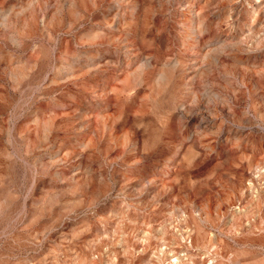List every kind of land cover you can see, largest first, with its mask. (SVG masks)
Here are the masks:
<instances>
[{
	"label": "rangeland",
	"instance_id": "obj_1",
	"mask_svg": "<svg viewBox=\"0 0 264 264\" xmlns=\"http://www.w3.org/2000/svg\"><path fill=\"white\" fill-rule=\"evenodd\" d=\"M0 17V264H264V0Z\"/></svg>",
	"mask_w": 264,
	"mask_h": 264
},
{
	"label": "bare ground",
	"instance_id": "obj_2",
	"mask_svg": "<svg viewBox=\"0 0 264 264\" xmlns=\"http://www.w3.org/2000/svg\"><path fill=\"white\" fill-rule=\"evenodd\" d=\"M30 4H31V3H30ZM30 4H29V5H30ZM30 6H31V5H30ZM31 8H32V7H31ZM25 9H26V8H25ZM27 9H28V8H27ZM29 9H30V8H29ZM260 10H261V9H260ZM14 11H15V9H14ZM23 11H24V10H23ZM23 11H22V12H23ZM26 11H27V10H26ZM9 12H11V11H9ZM20 12H21V11H20ZM12 13H13V12H12ZM260 13H261V12H260ZM21 14H22V13H21ZM218 14H219V13H218ZM3 15H4V14H3ZM12 15H13V14H12ZM13 16H14V15H13ZM15 16H16V15H15ZM18 16H19V15H18ZM18 16H17V18H18ZM0 18H1V17H0ZM19 18H20V17H19ZM4 20H5V19H4ZM2 21H3V20H2ZM1 23H2V22H1ZM217 23H218V22H217ZM220 23H221V22H220ZM218 24H219V23H218ZM221 24H222V23H221ZM3 25H4V24H3ZM5 25H6V24H5ZM200 25H201V24H200ZM4 27L6 28V26H4ZM4 27H2V28H4ZM0 28H1V27H0ZM222 28H223V27H222ZM17 29H18V28H17ZM201 29H203V28H201ZM191 30H192V29H191ZM204 30H205V28H204ZM220 30H221V29H220ZM40 31H41V30H40ZM223 31H224V30H223ZM18 32H19V31H18ZM43 32H44V31H43ZM203 32H204V31H203ZM219 32H220V31H219ZM10 34H11V33H10ZM12 34H13V33H12ZM190 34H191V33H190ZM42 35H43V34H42ZM44 35H45V34H44ZM193 35H194V34H193ZM189 36H191V35H189ZM229 36H230V35H229ZM10 37H11V36H10ZM12 38H13V37H12ZM111 39H112V36H111ZM111 39H109V40H111ZM12 40H13V39H12ZM120 40H121V39H120ZM215 40H216V39H215ZM122 41H124V40H122ZM122 41H121V43H122ZM12 42H13V41H12ZM110 42H111V41H110ZM128 42H129V41H128ZM216 42H217V41H216ZM112 43H113V42H111V44H112ZM14 44H15V43H14ZM16 44H17V43H16ZM113 44H114V43H113ZM225 44H226V43H225ZM237 44H238V43H237ZM237 44H236V45H237ZM26 45H27V44H26ZM232 45H233V44H232ZM110 46H111V45H110ZM122 46H123V45H122ZM228 46H229V45H227V47H228ZM233 46H234V45H233ZM15 47H16V46H15ZM36 47H37V46H36ZM38 47H39V46H38ZM124 47H125V46H124ZM129 47H130V46H129ZM219 47H220V46H219ZM221 47H222V46H221ZM225 47H226V46H225ZM229 47H230V46H229ZM242 47H243V46H242ZM13 48H14V47H13ZM119 48H120V47H119ZM17 49H18V47H17ZM36 49H37V48H36ZM109 49H110V48H109ZM233 49H234V48H233ZM241 49H242V48H241ZM216 50H217V49H216ZM4 51H5V50H4ZM23 51H24V50H23ZM124 51H126V50L124 49ZM127 51H128V50H127ZM127 51H126V52H127ZM234 51H235V50H234ZM5 52H6V51H5ZM38 52H39V51H38ZM122 52H123V51H122ZM2 53H3V52H2ZM36 53H37V52H36ZM40 53H41V52H40ZM207 53H208V52H207ZM221 53H222V52H221ZM224 53H225V52H224ZM239 53H240V52H239ZM8 54H9V53H8ZM90 54H91V53H90ZM234 54H235V53H234ZM10 55H11V54H10ZM91 55H92V54H91ZM130 55H132V54H130ZM207 55H208V54H207ZM211 55H213V54L211 53ZM98 56H99V55H98ZM127 56H128V55H127ZM208 56H210V55H208ZM208 56H207V57H208ZM40 57H41V56H40ZM92 57H93V56H92ZM235 57H236V56H235ZM5 58H6V57H5ZM5 58H4V59H5ZM58 58H59V57H58ZM96 58H97V56H96ZM37 59H38V58H37ZM47 59H48V57H47ZM50 59H51V58H50ZM215 59H216V58H215ZM215 59H214V60H215ZM241 59H242V58H241ZM11 60H13V59H11ZM11 60H10V62H11ZM40 60H41V59H40ZM58 60H59V59H58ZM141 60H142V59H141ZM48 61H49V60H48ZM108 61H109V60H108ZM116 61H117V60H116ZM138 61H139V60H138ZM142 61H143V60H142ZM10 62H9V63H10ZM46 62H47V61H46ZM216 62H217V61H216ZM34 63H35V62H34ZM49 63H50V62H49ZM53 63H54V62H53ZM53 63H52V64H53ZM141 63H142V62H141ZM12 64H13V63H12ZM19 64H20V63H19ZM59 64H60V63H59ZM142 64H143V67H144V68H148V67L150 66L151 63H149V61H148V57H147V59H146ZM49 65H50V64H49ZM55 65H56V64H55ZM139 65H140V64H139ZM15 66H16V65H15ZM15 66H14V67H15ZM19 66H20V65H19ZM19 66H18V67H19ZM151 66H152V65H151ZM18 67H17V68H18ZM20 67H21V66H20ZM20 67H19V68H20ZM33 67H34V66H33ZM56 67H57V66H56ZM19 68H18V69H19ZM47 68H48V67H47ZM58 68H59V67H58ZM246 68H248V67H246ZM9 69H10V68H9ZM26 69H28V68L26 67ZM33 69H34V68H33ZM42 69H43V67H42ZM51 69H52V68H51ZM51 69H50V70H51ZM142 69H143V68H142ZM248 69H250V68H248ZM11 70H12V69H11ZM37 70H38V69H37ZM43 70H44V69H43ZM50 70H49V71H50ZM52 70H53V69H52ZM17 71H18V70H17ZM34 71H35V70H34ZM45 71H46V70H45ZM6 72H9V73H10V70H7V69H6ZM50 72H51V71H50ZM107 72H108V71H107ZM257 72H258V71H257ZM261 72H262V71H261ZM12 73H13V71H12ZM12 73H11V74H12ZM22 73H23V72H22ZM56 73H57V72H56ZM13 74H14V73H13ZM18 74H20V72H19ZM31 74H32V73H31ZM37 75H38V74H37ZM47 76H48V75H47ZM47 76H45V77H47ZM22 77H23V76H22ZM28 77H29V76H28ZM32 77H33V76H32ZM12 78H13V77H12ZM14 78H15V77H14ZM17 78H18V77H17ZM20 78H21V77H20ZM37 78H38V77H37ZM18 79H19V78H18ZM29 79H30V78H29ZM13 81H14V80H13ZM41 81H42V80H41ZM35 82H36V81H35ZM50 82H51V81H50ZM56 82H57V81H56ZM36 83H38V82H36ZM52 83H53V82H52ZM33 84H34V83H33ZM57 84H58V83H57ZM57 84H56V85H57ZM23 85H24V84H23ZM30 85H31V84H30ZM21 86H22V85H21ZM43 86H44V85H43ZM45 87H46V86H45ZM52 87H53V86H52ZM55 87H56V86H55ZM57 87H58V86H57ZM43 88H44V87H43ZM26 89H27V88H26ZM26 89H25V90H26ZM33 89H35V88H33ZM44 89H45V88H44ZM48 89H49V88H48ZM40 91H41V90H40ZM52 91H53V89H52ZM41 93H42V92H41ZM54 93H55V92H54ZM107 93H108V92H107ZM44 94H45V92H44ZM101 94H102V93H101ZM55 99H56V98H55ZM213 99H214V98H213ZM53 102H54V101H53ZM53 102H52V103H53ZM170 103H171V102H170ZM53 104H54V103H53ZM54 107H55V104H54ZM201 111H202V110H201ZM205 127H206V126H205ZM118 140H119V139H117L116 141H118ZM121 140H122V139H121ZM126 140H127V139H126ZM126 140H125V141H126ZM116 141H115V142H116Z\"/></svg>",
	"mask_w": 264,
	"mask_h": 264
}]
</instances>
